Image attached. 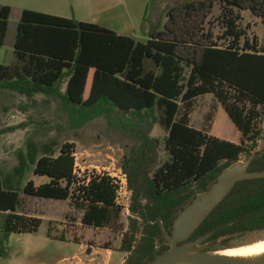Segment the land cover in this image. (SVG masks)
<instances>
[{
  "label": "trees",
  "instance_id": "16d2710c",
  "mask_svg": "<svg viewBox=\"0 0 264 264\" xmlns=\"http://www.w3.org/2000/svg\"><path fill=\"white\" fill-rule=\"evenodd\" d=\"M217 2L219 36L206 30L212 5L193 1L170 8L164 29L151 33L145 43L94 24L25 10L15 35V61L0 64V90L30 99L36 94L55 95L81 112L107 101L123 114H157L158 125L167 133L169 158L145 186L146 205L135 201L141 223L131 219L123 234L120 249L127 255L125 264H148L167 251L170 245L159 219L171 233L178 212L208 190L224 169L254 153L264 136L258 121L264 109V54L257 36L249 39L250 26L243 28L234 11H249L264 25V0ZM12 10L0 5V47L5 45ZM65 79L61 94L59 85ZM206 95L218 101L235 126L234 142L190 126L195 100ZM35 136L27 138L13 174L4 177L0 172V258L9 255L11 234L37 233L43 221L18 211L20 181L28 172L48 181L38 186L29 181L25 195L72 199L85 206L84 227L119 228L123 207L117 203L115 181L96 172L78 177L74 143L44 133ZM249 171H264V155L254 159ZM131 187L137 199L133 178ZM260 231H264V179L237 184L190 241L210 233L209 241L227 236L211 249L216 251Z\"/></svg>",
  "mask_w": 264,
  "mask_h": 264
},
{
  "label": "rangeland",
  "instance_id": "374dc122",
  "mask_svg": "<svg viewBox=\"0 0 264 264\" xmlns=\"http://www.w3.org/2000/svg\"><path fill=\"white\" fill-rule=\"evenodd\" d=\"M15 1L0 0V4L15 8ZM172 1L176 6L193 1L211 4L206 30L213 37L221 34V7L217 0ZM234 11L242 19L240 23L243 28L250 26L247 31L249 39L257 36L264 54V25L261 19L249 11ZM18 22V16L13 13L6 44L0 47L1 65H10L15 61L13 45ZM65 90L66 79L59 85L61 94ZM260 112L258 121L264 129V109H260ZM157 119L155 112L123 114L107 101L92 111L81 112L72 110L55 95L36 94L30 99L19 93L0 90V172L4 177L13 174L18 165V154L25 150L27 138L44 133L50 139L76 145L78 177L91 172L115 173L122 170L128 179L126 194L121 199L124 208L118 230L95 229L82 225L85 206L72 199L53 200L25 195L23 188L29 181L36 186L48 181L28 172L20 181L18 211L43 221L37 233L11 234L7 243L9 255L0 258V264H106L107 255H112L113 262L125 264L127 255L120 249L123 234L129 230L131 219L141 223L135 201L142 207L146 205L148 193L145 186L169 158L164 142L167 133L158 125ZM190 126L220 140L234 142L236 139L231 137L232 132H237L235 126L212 95L195 100ZM146 138L149 141L145 142ZM263 149L264 136L255 152ZM247 158L248 155H243L241 160ZM131 178L140 194L137 199L131 187ZM2 223L3 216L0 214V229ZM263 241L264 231L255 232L216 251L237 249ZM94 250L97 254L91 259L89 254Z\"/></svg>",
  "mask_w": 264,
  "mask_h": 264
},
{
  "label": "water",
  "instance_id": "95a60500",
  "mask_svg": "<svg viewBox=\"0 0 264 264\" xmlns=\"http://www.w3.org/2000/svg\"><path fill=\"white\" fill-rule=\"evenodd\" d=\"M263 155L264 149L251 153L247 159L239 160L224 169L208 190L197 194L189 204L178 212L171 233L159 219L170 248L148 264H264V253L252 257H234L221 254L227 250H211L227 239V236L209 241L213 235L210 233L190 241L194 233L232 193L237 184L264 179V171H249L254 159L261 158Z\"/></svg>",
  "mask_w": 264,
  "mask_h": 264
},
{
  "label": "crops",
  "instance_id": "0c3cea01",
  "mask_svg": "<svg viewBox=\"0 0 264 264\" xmlns=\"http://www.w3.org/2000/svg\"><path fill=\"white\" fill-rule=\"evenodd\" d=\"M176 5L172 0H16L11 18L14 13L20 20L21 13L29 10L94 24L136 42L145 43L151 33L164 29L167 11ZM96 254L94 250L89 257L92 259ZM106 257V264H117L112 261V255Z\"/></svg>",
  "mask_w": 264,
  "mask_h": 264
},
{
  "label": "bare ground",
  "instance_id": "6f19581e",
  "mask_svg": "<svg viewBox=\"0 0 264 264\" xmlns=\"http://www.w3.org/2000/svg\"><path fill=\"white\" fill-rule=\"evenodd\" d=\"M263 253H264V241L256 243L251 246L227 250L221 254L226 256H234V257H252L256 255H261Z\"/></svg>",
  "mask_w": 264,
  "mask_h": 264
},
{
  "label": "built area",
  "instance_id": "2783aa9c",
  "mask_svg": "<svg viewBox=\"0 0 264 264\" xmlns=\"http://www.w3.org/2000/svg\"><path fill=\"white\" fill-rule=\"evenodd\" d=\"M102 174H106L107 176H110L115 181V184L118 187V190H117V203L120 206L123 207V205H122L123 203H121V199L126 194L127 185H128V182H127L128 179H127L126 174H124L122 172V170H119V171H117L115 173L108 172V173H102Z\"/></svg>",
  "mask_w": 264,
  "mask_h": 264
},
{
  "label": "flooded vegetation",
  "instance_id": "af4514ba",
  "mask_svg": "<svg viewBox=\"0 0 264 264\" xmlns=\"http://www.w3.org/2000/svg\"><path fill=\"white\" fill-rule=\"evenodd\" d=\"M220 244H221V243H220ZM220 244H219V245H220ZM219 245H218V246H219Z\"/></svg>",
  "mask_w": 264,
  "mask_h": 264
}]
</instances>
